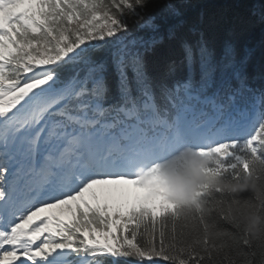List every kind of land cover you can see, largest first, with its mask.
<instances>
[{
  "label": "snow or ice",
  "instance_id": "obj_1",
  "mask_svg": "<svg viewBox=\"0 0 264 264\" xmlns=\"http://www.w3.org/2000/svg\"><path fill=\"white\" fill-rule=\"evenodd\" d=\"M211 27L178 0H0V264H264L231 217L264 216V52ZM197 158L189 210L171 187Z\"/></svg>",
  "mask_w": 264,
  "mask_h": 264
},
{
  "label": "trees",
  "instance_id": "obj_2",
  "mask_svg": "<svg viewBox=\"0 0 264 264\" xmlns=\"http://www.w3.org/2000/svg\"><path fill=\"white\" fill-rule=\"evenodd\" d=\"M158 2L162 3L163 0H158ZM257 2L259 0H178V3H182L186 8L189 24L197 19L201 12L204 13V23L206 25L211 23L210 34L218 43L222 42L227 37L228 30L234 27L235 38L239 46L241 48L251 46L256 49L253 63L257 62L261 53L264 52V24L256 22V18L249 14V9ZM187 27L188 25L182 29V32L187 33ZM137 34L144 35L143 32ZM162 35H164L162 43L157 46L155 54L149 57L150 61L159 62L161 67L162 61L172 53L173 49L175 50L174 58L178 59L182 55L178 46L167 38L166 29L162 31ZM184 71L186 70L181 69L179 74L182 75ZM221 225L228 227L223 222ZM217 259L223 264L222 256H218ZM232 259L234 264H241V257L232 256ZM260 259V253L257 250V264H260ZM108 264H111L110 260Z\"/></svg>",
  "mask_w": 264,
  "mask_h": 264
},
{
  "label": "clouds",
  "instance_id": "obj_3",
  "mask_svg": "<svg viewBox=\"0 0 264 264\" xmlns=\"http://www.w3.org/2000/svg\"><path fill=\"white\" fill-rule=\"evenodd\" d=\"M204 163H206V158H197L195 164L190 166L185 172L177 174L172 183V197L187 205L189 210L197 206H204L203 202L197 200L195 197L198 186L208 181V177L201 167ZM213 183L236 194L247 190H257L259 187L255 175H246L239 182H231L225 178H217ZM231 217L240 226L241 232L245 234L240 237L241 239L259 240V243L264 246V239H259L261 237L262 227H264V216L247 209H233L231 211Z\"/></svg>",
  "mask_w": 264,
  "mask_h": 264
}]
</instances>
